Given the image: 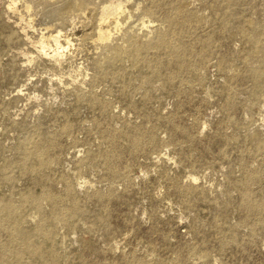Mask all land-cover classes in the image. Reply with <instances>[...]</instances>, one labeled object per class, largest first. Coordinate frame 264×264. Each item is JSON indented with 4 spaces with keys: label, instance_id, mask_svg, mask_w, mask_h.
I'll return each mask as SVG.
<instances>
[{
    "label": "rangeland",
    "instance_id": "obj_1",
    "mask_svg": "<svg viewBox=\"0 0 264 264\" xmlns=\"http://www.w3.org/2000/svg\"><path fill=\"white\" fill-rule=\"evenodd\" d=\"M109 1L82 6L75 47L56 64L40 55V35L69 32L71 21L36 8L32 27L23 7L10 11L9 0H0V49L19 54L16 79L0 75V167L20 156L26 133L60 144L49 147L59 174L47 172L44 181L26 175L14 186L0 182V194H11L17 212L34 219L30 226L40 216L34 206L21 205V192L30 186L40 193L48 186L55 203H42L54 211L51 236L62 249L54 252L58 264H264V212L243 199L258 204L264 196V152L256 153L251 141L264 138V83L257 85L253 72L262 65L260 54L244 61L236 23L227 31L213 24V8L224 0H162L193 13L198 36L214 41L209 60L185 71L166 94L156 78L144 83L129 58V42L114 40L108 50L96 43L89 17ZM236 1L251 24V41L264 49V0ZM137 15L126 26L140 24L143 16ZM156 19L159 24L163 18ZM9 26L18 30L10 42ZM157 34L141 35L133 46L142 48ZM222 56L224 70L216 66ZM106 57L125 70L128 97L117 90L116 79L95 77L93 63ZM79 65L84 69L78 71ZM143 87L150 90L147 98ZM128 134L138 137V145Z\"/></svg>",
    "mask_w": 264,
    "mask_h": 264
},
{
    "label": "bare ground",
    "instance_id": "obj_2",
    "mask_svg": "<svg viewBox=\"0 0 264 264\" xmlns=\"http://www.w3.org/2000/svg\"><path fill=\"white\" fill-rule=\"evenodd\" d=\"M84 4L88 5V0H82L81 4L74 3L73 0L55 2L51 0H9L7 9L17 11L23 7L30 15L28 23L32 27L35 26V19L31 16V11L36 8H41L43 14L57 16L64 23L71 21L73 26L69 32H62L60 29L56 34L45 31L40 35V55L49 57L56 63L60 62L64 56L71 54L75 47L73 29L76 28V18L82 16ZM243 11V7L236 0H224L222 4L213 8V24L227 31L231 23H236L237 30L245 42L239 57L248 61L254 55L260 54L259 59H261L262 65L254 69L253 72L256 84L261 85L264 83V49L259 47L258 41H251V24L245 20ZM137 12L143 16L141 23L133 25L134 22H130L126 26L127 20L138 16ZM159 16L163 19H160L161 22L156 24L158 20L156 18ZM195 18L193 13L185 12L180 7H174L173 3L166 4L162 0H151L147 5L139 0H134V2L132 0H110L108 4L98 9L96 15L89 17V24H92L94 28L93 36L96 38V43L104 46L106 50L111 47L114 40H122L125 44L129 42L134 49L129 58H131L132 65L140 69L144 83L147 79L156 78L160 81L159 88L166 94H172L182 81L185 71L192 70L195 65L205 63L214 53V41L211 38L205 40L198 36ZM164 21L168 23L166 26L163 25ZM10 29V33L5 37L8 42L18 37V30L11 27ZM153 32H158L157 36L143 42L142 48L133 46L141 35L148 38L147 35L149 36ZM193 36L194 41L189 40ZM247 43L252 45V48L248 49ZM11 51L10 47L0 49V75L15 80L18 70L16 61L19 54ZM5 57H7L6 60ZM115 58L120 59L121 55H116ZM220 58L216 66L220 70H224L227 67V61L224 56ZM112 59L114 57H106L97 59L93 63V69L97 73L95 77L107 75L116 79L120 83L117 90L121 92V95L128 97L130 86L126 82L127 75L123 73L125 70L114 65ZM79 66L78 71L84 69L83 65ZM164 66L172 69L165 71ZM143 88L144 97L147 98L150 90L146 87ZM92 96L97 103L104 104L96 94ZM7 105V102L2 100V108H6ZM143 106L142 102L139 108L142 109ZM128 136L135 146L138 145L139 139L136 135L128 134ZM251 141L256 153L264 152V138L255 135L252 136ZM59 145L56 138L51 137L43 140L38 138V134L26 133L24 142L19 146L20 156L15 160L4 159V163L0 167V182L14 186L18 179L26 175L44 181L43 178L47 172L59 174L52 168L49 151V147L56 148ZM102 155L105 163L110 164L109 156L104 153ZM196 179L198 178L194 177L193 182ZM77 184L80 186L83 183ZM21 193L19 200L21 205L24 207L34 206L40 219L29 226V223L34 220L31 218L33 214L30 217L31 221L28 220L23 214L17 212L16 200L11 194H0V264H58L54 252L62 249L51 236L52 231L57 228V225L52 221L54 211L48 212L42 203L46 201L53 206L55 198L48 186H45L40 193H35L30 186H26ZM243 199L250 208L259 209L261 213L264 212V196H261L258 204L250 202L247 195H244ZM74 208L75 204L67 217L72 219Z\"/></svg>",
    "mask_w": 264,
    "mask_h": 264
}]
</instances>
